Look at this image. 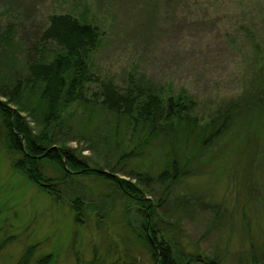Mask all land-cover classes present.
I'll return each mask as SVG.
<instances>
[{"label":"rangeland","instance_id":"374dc122","mask_svg":"<svg viewBox=\"0 0 264 264\" xmlns=\"http://www.w3.org/2000/svg\"><path fill=\"white\" fill-rule=\"evenodd\" d=\"M54 13H71L99 28V45L87 59L93 81L85 92L93 100L103 82L124 89L142 78L168 93L186 92L197 104L194 114L206 119L242 98L264 66V0H0V79L13 83V67L27 77L26 60ZM89 110L78 101L62 111L71 115L60 121L65 129L57 131L58 140L65 139L90 168L120 178L159 172L162 141L119 160L137 151L139 131L123 118ZM244 137L227 144L222 139L193 157L156 208L159 239L193 258L187 264L211 258L264 264V144ZM14 158L0 143V240L12 237L0 251V264H17L33 244L39 245L34 258L53 254L51 264H89L95 249L100 264H153L136 235L144 229L136 200L115 183L77 177L57 200L16 170ZM44 173L61 174L49 161ZM143 187L152 205L165 194L154 182ZM78 196L86 209L83 222L72 210Z\"/></svg>","mask_w":264,"mask_h":264},{"label":"trees","instance_id":"16d2710c","mask_svg":"<svg viewBox=\"0 0 264 264\" xmlns=\"http://www.w3.org/2000/svg\"><path fill=\"white\" fill-rule=\"evenodd\" d=\"M39 40L40 48L34 46L26 60L27 77L21 78L13 67V83L0 79V94L6 97V100L0 98V143L7 153L16 156L12 164L14 168L57 200L62 189H69L67 184L72 185L77 177L95 175L115 183L125 196L136 200V212L144 218V229L136 235L146 246L153 264H187L192 261L193 258L177 253L169 241L159 239L158 229L154 228L159 221L156 208L186 174L190 161L216 142L223 139L227 144L228 140L232 142L238 136H245V139L253 138L264 144V66L255 72L251 87L240 96L242 98L219 107L209 118L199 119L194 114L197 104L186 92L168 93L153 81L142 78L132 79L124 89L112 82H103L97 100L89 98L85 87L93 81V75L87 59L99 45L100 32L98 26L88 20L71 13H54ZM50 42L53 46H46ZM76 101L90 108V112L103 111L123 118L139 131L141 142L137 151L132 150L119 160L142 153V149L155 140L162 141L164 159L159 172L153 176L140 172L127 179L103 169L90 168L75 148L68 147L65 139L57 138V131L62 133L65 129L61 123L71 115L62 116V111ZM22 112L33 118L39 130ZM57 125L60 127L55 130ZM180 152L183 162L180 161ZM48 161L60 171L59 176L53 178L44 173ZM152 182L162 186L165 192L153 205L145 198L143 187ZM83 204L79 196L72 203L77 222L84 221L86 209ZM11 240L12 237L0 240V251ZM38 246L29 245L17 264H51L53 254L34 258ZM100 261L95 249L89 264H100ZM203 263L221 264L217 258L203 260Z\"/></svg>","mask_w":264,"mask_h":264}]
</instances>
